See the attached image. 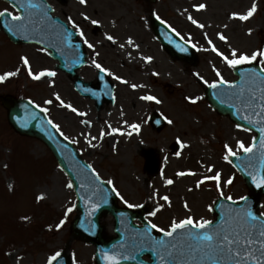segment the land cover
<instances>
[{
    "label": "rangeland",
    "instance_id": "obj_1",
    "mask_svg": "<svg viewBox=\"0 0 264 264\" xmlns=\"http://www.w3.org/2000/svg\"><path fill=\"white\" fill-rule=\"evenodd\" d=\"M48 1L57 16L70 26L71 18L93 45L88 48L79 35L88 52L87 65L78 73L80 77L95 80V60L111 73L108 76L116 87V101L97 111L93 101L75 93L68 77L56 71V62L44 49L29 44L13 47L1 32L0 75L17 69L19 72L0 82V97L28 99L46 108L50 120L100 178L112 181L120 194L118 205L128 208L127 201L141 205L129 209L147 208V222L165 230L173 220L179 222L189 216L213 222V205L221 192L234 202L249 194L241 175L224 157L228 155L225 145L239 155L243 151L237 142L250 146L254 133L220 116L205 98V89L220 78L227 82L236 80L233 67L222 56L231 59L233 49L238 55L249 56L264 49V0H86L85 4L79 0ZM253 3L256 11L247 20L232 16L245 15ZM200 4L205 8L195 7ZM3 10L14 13L0 0V11ZM157 16L194 45L199 57L197 65L171 60L150 27V20ZM189 16L204 27L193 24ZM92 20L99 23L94 25ZM107 35L113 36L115 43L107 40ZM220 35L226 39L221 40ZM129 38L132 44L127 43ZM213 46L217 51H212ZM21 56L27 57L33 73L47 70L56 75L33 80ZM147 57L151 60L146 61ZM57 95L77 112L61 106ZM145 95L161 102L140 99ZM188 98L196 102L191 103ZM48 100L52 103L46 104ZM155 113L166 121L160 131L150 123ZM131 124L140 125L138 133L129 127ZM111 129L119 131L111 133ZM101 131L105 133L103 138ZM128 132L132 134L129 136ZM89 141L94 147L89 146ZM178 145L182 146L180 151L176 150ZM149 150L156 151L160 161V173L155 176L145 170L146 157L142 152ZM180 172L185 175L178 176ZM217 172L219 190L215 180L204 179ZM229 178L232 183L226 184ZM168 179L173 183L166 184ZM201 180L203 183L197 187ZM69 182L41 141L20 136L12 129L7 109L0 101V264H46L49 256L61 251L67 253L71 264H96L95 246L71 233L78 213L75 191L66 187ZM164 196L169 198L167 202L162 199ZM157 205L163 207L157 210ZM68 208L72 211L67 212ZM153 211L156 215H149ZM259 213H264V196ZM61 220L64 223L57 228ZM114 221L110 215L100 221L110 237L117 236L113 232ZM144 258L150 261L149 257Z\"/></svg>",
    "mask_w": 264,
    "mask_h": 264
},
{
    "label": "water",
    "instance_id": "obj_2",
    "mask_svg": "<svg viewBox=\"0 0 264 264\" xmlns=\"http://www.w3.org/2000/svg\"><path fill=\"white\" fill-rule=\"evenodd\" d=\"M4 1L15 7L20 16L24 17L19 22L13 21L7 14L0 17V28L9 39L15 44H41L53 51L52 56L55 59L75 57L76 61H69L70 69H64L67 72L70 71L69 73L74 76V71L82 65L84 55L82 45L76 40V34L67 32L66 25L59 18L51 17L50 8L41 0H31V3L36 4L37 7L27 8V10L20 8L19 5L27 3L28 0ZM16 24H22L23 27L13 28L12 26ZM151 24L157 39L173 59L184 60L190 64L197 63L198 57L191 45L184 42L161 21L153 20ZM64 34L68 35L70 43L63 42L61 49L58 43H60V36ZM70 45L73 51L68 49ZM63 63L64 61H62ZM259 71L260 67L255 63L249 66H237L234 69V73L238 76L237 81L228 84L217 83L216 88L208 87L206 90L208 101L219 114L228 116L238 126L245 127L256 134L251 153L231 156V162L243 176L250 195L242 203L219 199L213 211L217 220L211 224L212 229H216L217 226L230 228L237 222V213L245 209L251 210L256 215V228L253 230L254 243L249 249L248 259L242 260L241 264H253V257L258 260L261 258L256 237L260 223L264 218L258 215L257 211L264 195V185L258 188L252 179L253 176H256L257 179L264 177V147L261 144L264 140V132L261 131L264 129V111L261 110V106L264 104V99H262L264 83L257 79ZM79 84L82 93L94 98L101 106L102 100V103L113 101V85L106 78L105 73H101L98 87L93 83L79 82ZM2 101L8 109V120L14 130L21 135L42 141L72 181L79 200L77 210L81 213L72 226L73 234L97 246V264H106L105 253L117 255L119 264H146L142 260L145 254L151 257L152 262L149 264H161V256H164V264H212L210 260L192 261L189 259L192 249H198L199 242L188 237L187 232L198 231L195 229L177 230L173 237L154 239L155 241H168L172 256H168L167 249L164 248L158 249L159 254L153 252L154 241L142 237L138 229L131 224L137 218V213L116 207V196L112 189L93 175L92 169L81 158L72 143L64 139L57 129L48 123L49 120L45 114L28 101L15 100L11 97L3 98ZM153 122L157 129L162 128V119L155 116ZM146 154L149 158L148 170L151 174H155L158 171L157 158L152 150ZM96 204L99 207L93 211V206ZM107 214L114 216L115 231L118 234L117 238L109 241L104 239V227L100 224L101 218ZM172 245L175 247L172 248ZM196 255L197 257L201 255L199 250ZM124 256H128L129 259H123ZM54 264H70L69 257L64 252ZM221 264H232V262L225 259L221 261Z\"/></svg>",
    "mask_w": 264,
    "mask_h": 264
},
{
    "label": "snow or ice",
    "instance_id": "obj_3",
    "mask_svg": "<svg viewBox=\"0 0 264 264\" xmlns=\"http://www.w3.org/2000/svg\"><path fill=\"white\" fill-rule=\"evenodd\" d=\"M79 2L81 4H85L86 0H79ZM20 8H24L25 10H27V8H34L37 7L36 4L31 3V0H28L27 3H21L19 5ZM198 9H203L205 8L204 4H200L198 6ZM256 11V5L255 3H253L252 7L248 10V12L245 15H238L236 13H233L232 16L233 17H237L240 20H247L248 18H250L253 13ZM9 15L11 16V19L13 21H22L24 19V17L20 16V15H13L12 13H7L6 10L5 11H0V17H3L5 15ZM85 19H88L87 16L84 17ZM157 19H160L157 16ZM189 20H191V22L193 24H197V21L192 19L191 16L188 17ZM68 23L72 25V27L74 29H76V31L78 32V34L80 35L81 39H83L84 43L87 45L88 48H93V45L91 43H89L87 41V39L84 38V33L79 29V27L76 25V23L74 21H72L71 18L68 19ZM92 24L96 25L99 22L96 20H92L91 21ZM161 23H164V21L161 20ZM198 27L203 28V25L197 24ZM13 28L16 29H20L23 27L22 24H16L12 26ZM107 40L112 41L113 43H115V39L113 36L111 35H107L106 36ZM219 38L221 40H225L226 38L223 35H220ZM128 44H132L133 41L131 40V38H129V40L127 41ZM209 43L211 44V41H209ZM121 47H123V45H121ZM212 51H217L216 48L213 46ZM217 55H221V53L217 52ZM231 56L232 58H228L226 56H222V58L225 60V62L227 63V65L229 67H236L238 65H242V64H250L252 62H257L260 64H264V49L261 50H257L254 51L251 56L246 55V54H237L236 50L233 49L231 52ZM259 57V60H258ZM146 61H150L151 57H147L144 58ZM20 60L22 62V64L24 65V67L27 69V74L29 77H31L33 80H39L41 79V77L47 75V76H55V73L52 71H41L38 73H33L29 64V60L27 59V57L21 56ZM93 64L94 66L100 71V72H108L107 69H105L104 67H102L99 63H96L95 60H93ZM17 72H19V69H17L15 72H6L4 73V75H0V82H4L8 77H12L15 76L17 74ZM111 75V73H108ZM216 75L218 77H220V73L217 71ZM117 80H120L121 83H127L126 81H123L119 76H115L114 77ZM257 79L260 80L261 83H264V67L260 68L259 74L257 75ZM219 84H228L227 81H225L223 78H220L219 80ZM211 88H216L218 85L217 83H212L209 85ZM231 86V85H229ZM131 87H133L134 89L137 87V85H131ZM140 99L145 100V101H154L155 103L159 104L161 101L159 99H157L155 96L152 95H145L140 97ZM190 99L191 103H195L196 100L195 99ZM252 99L254 100L255 97L253 96ZM262 99H264V97H262ZM56 100L60 101L61 106L64 107H69L71 108L70 105H65L64 102L62 100H60V97L57 95L56 96ZM31 103V101H30ZM46 104H51L52 101L48 100L45 101ZM261 110L264 111V104H262L261 106ZM41 111L47 112L46 108H42ZM71 111L73 112H77V110L75 108H71ZM78 115H83V113H77ZM49 124L52 125L53 128H56L57 131H59V127L58 125L52 123V121H48ZM168 123L171 124L172 121L168 120ZM130 128L134 129L137 133L139 132L140 129V125L139 124H131L129 125ZM118 129H111V133H116L118 132ZM262 132H264V129L261 130ZM121 135L125 134L123 132L120 133ZM131 132H128L127 135H131ZM105 135V133L103 131H101V138H103V136ZM65 139H68L67 137H65ZM93 139H95V137H93ZM179 143V141H178ZM262 147H264V140H262L261 142ZM89 146H93L91 145V142L89 141ZM237 146L238 148L243 151L244 153H251L253 151L252 146H248L246 147L242 142H237ZM225 149L227 150L228 155H236L235 152L232 151V149L228 146L225 145ZM177 155H179V153H177ZM228 155H226L224 157V159L227 161L228 160ZM88 167L90 168L91 166L88 165ZM209 171H211V168H209ZM189 174H194V173H189ZM93 175L97 176V179H99L98 174L95 173V171H93ZM178 176H183L185 175V173L180 172L177 173ZM204 179H208V180H215L217 182V189L219 190L220 188V173H216L214 176H210V177H205ZM253 179V183L256 185V187H261L262 185H264V177H261L259 179H257L256 176L252 177ZM107 183L109 185L112 184V181L109 180L107 181ZM173 183V180L168 179L166 180V184L170 185ZM203 183V180L198 181L197 182V187H199V184ZM226 184H231L232 183V179L229 178L226 182ZM66 187L68 188H72V183L69 182L67 183ZM113 192H116V195L119 196V192L116 191V189L113 187L112 188ZM221 196H223V193L221 192ZM42 197H37V199H41ZM121 199H123L121 197ZM162 199L164 201H168V197L164 196L162 197ZM226 199H228L229 201L232 200L231 196L226 197ZM241 200H245V197H240ZM106 202V200H105ZM125 204L127 205L128 208H135V207H141V205H134V204H130L127 203V201H125ZM99 207L98 204L93 206V211H95V209ZM161 207H163L162 205H157V210H159ZM211 210V209H209ZM72 208H68L67 212H71ZM67 214V213H66ZM149 215L151 216H155L156 212L153 211L151 213H149ZM262 217H264V213L260 214ZM256 221H257V217L256 215L253 214V212L249 209H245V210H241L240 212L237 213V222L235 223L234 226L230 227V228H225L224 226H217L216 229H212L211 228V221L209 220H205V219H201V220H194L191 216L180 220L179 222L173 220L171 222V225L169 227L168 230H165L164 228H160L158 227L157 224L155 223H148V227L151 229H154L160 233L163 234V236L165 237H173L174 233L177 232V230H185V229H195L198 231H188L187 232V236L190 237L191 239L198 241L199 245H198V249L197 248H193L192 249V255L189 256V259L192 261H205V260H210L212 262V264H221L222 260H228L230 262H232V264H241L242 260H247L249 257V249L251 248V246L254 243V239H253V230L256 228ZM64 223L63 220H61L60 224H58L56 227L59 228L62 224ZM205 229H207V231H205ZM256 241H258L259 243V248L261 251V258L258 260L255 257H253V264H264V220L261 221L260 223V228H259V232H258V236L256 237ZM169 242L165 241V240H159V241H154V247H153V252L159 254L158 249L164 248L167 249V255L168 256H172V252L171 249H169L168 247ZM172 248L175 247V245L171 246ZM197 250H199V252L201 253V255H199V257H197L196 252ZM58 257H60V252H55L54 254H52L51 256H49L47 258L46 264H54V262L58 259ZM104 258L106 261V264H119V260L117 258V255H109L107 253L104 254ZM134 258V257H133ZM123 259H129L128 256H124ZM161 264H164V256H161Z\"/></svg>",
    "mask_w": 264,
    "mask_h": 264
},
{
    "label": "bare ground",
    "instance_id": "obj_4",
    "mask_svg": "<svg viewBox=\"0 0 264 264\" xmlns=\"http://www.w3.org/2000/svg\"><path fill=\"white\" fill-rule=\"evenodd\" d=\"M110 229V228H109Z\"/></svg>",
    "mask_w": 264,
    "mask_h": 264
}]
</instances>
